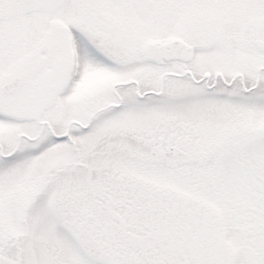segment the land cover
Masks as SVG:
<instances>
[{"label": "snow or ice", "instance_id": "obj_1", "mask_svg": "<svg viewBox=\"0 0 264 264\" xmlns=\"http://www.w3.org/2000/svg\"><path fill=\"white\" fill-rule=\"evenodd\" d=\"M0 264H264V0H0Z\"/></svg>", "mask_w": 264, "mask_h": 264}]
</instances>
